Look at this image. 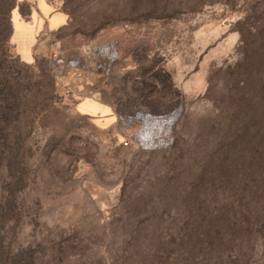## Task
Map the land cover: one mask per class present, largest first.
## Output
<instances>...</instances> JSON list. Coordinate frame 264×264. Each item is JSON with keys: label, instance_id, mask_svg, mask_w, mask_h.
Masks as SVG:
<instances>
[{"label": "rangeland", "instance_id": "rangeland-1", "mask_svg": "<svg viewBox=\"0 0 264 264\" xmlns=\"http://www.w3.org/2000/svg\"><path fill=\"white\" fill-rule=\"evenodd\" d=\"M47 1L69 17L56 58L4 55L57 81L20 123L30 181L11 248L33 264H264V193L245 161L264 144L263 105L240 122L230 100L252 78L244 22L264 26V0ZM92 94L108 114L78 111ZM226 226L239 233L220 245L210 229Z\"/></svg>", "mask_w": 264, "mask_h": 264}, {"label": "trees", "instance_id": "trees-1", "mask_svg": "<svg viewBox=\"0 0 264 264\" xmlns=\"http://www.w3.org/2000/svg\"><path fill=\"white\" fill-rule=\"evenodd\" d=\"M15 7L16 0H0V264H33L32 252H27L21 247L12 249L9 243L12 240L14 226L20 218L18 195L27 188L30 181L26 163V141L31 132H23L20 123L22 120L29 119L27 121L32 124L39 119L40 112L48 108L50 93L55 90L57 81L53 74L43 73L39 77H35L30 74L33 67L25 65L23 69H16L5 60L6 45L10 43L12 32L11 11ZM20 12L23 16L26 14L25 6L20 7ZM244 25L249 26L248 33L258 35L261 41L259 38L246 41L244 52L247 53L246 57L248 56L250 62L252 78H249L246 83H238L239 87L237 86L238 90L235 91L234 95L240 96L235 97L233 95L234 97L230 99L233 105L239 104V110L236 111L238 116L233 115V118H240V122L249 118L247 112L255 113L254 104L256 100L263 105L262 111L258 114L264 119V26L254 27L257 24L249 23L248 20L244 22ZM34 62L36 63L35 59ZM241 103L244 104L242 108ZM246 109L248 111L243 113ZM259 116H257L258 119ZM245 124L243 129L246 128L247 131H250L254 125L251 120ZM253 129L255 131V128ZM237 130L242 134L243 131L238 128ZM256 133H259V129ZM261 137L264 140V130ZM237 143L226 147L222 145L220 150L227 148L231 154L238 148ZM232 145L234 146L231 152ZM263 148L264 144L260 150L253 149L249 154V159L245 160L249 162L246 165V174L249 175L248 179L253 178L250 185L254 196L259 188L264 193ZM221 154L227 156L224 149L221 150ZM240 162L236 164L240 166ZM261 172L263 177L259 175ZM258 178L260 182L253 185V182ZM226 227V229L221 228L220 231L210 229L215 238L220 241V245H224L226 242H236L237 238H235L234 233H239L238 228ZM230 252L234 251L230 250Z\"/></svg>", "mask_w": 264, "mask_h": 264}, {"label": "crops", "instance_id": "crops-1", "mask_svg": "<svg viewBox=\"0 0 264 264\" xmlns=\"http://www.w3.org/2000/svg\"><path fill=\"white\" fill-rule=\"evenodd\" d=\"M21 6L26 8L24 16L20 12ZM68 21V15L54 10L47 0H16V7L11 11L10 43L23 63L32 64L34 57L44 56L49 52L51 35L65 27ZM94 94L78 101V111L91 117L108 114V110L104 109L105 105ZM109 119L113 122V118H108V121Z\"/></svg>", "mask_w": 264, "mask_h": 264}, {"label": "built area", "instance_id": "built-area-1", "mask_svg": "<svg viewBox=\"0 0 264 264\" xmlns=\"http://www.w3.org/2000/svg\"><path fill=\"white\" fill-rule=\"evenodd\" d=\"M55 45V47H57V44H54ZM51 51V53H50V55H49V59H50V57L51 58H56V54L54 53V51H55V49L54 48H52V50H50ZM49 53V52H48Z\"/></svg>", "mask_w": 264, "mask_h": 264}]
</instances>
